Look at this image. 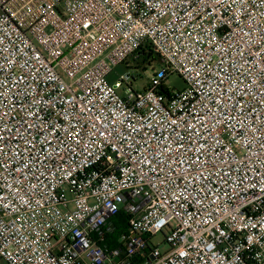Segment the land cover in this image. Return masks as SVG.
<instances>
[{
    "label": "built area",
    "instance_id": "1",
    "mask_svg": "<svg viewBox=\"0 0 264 264\" xmlns=\"http://www.w3.org/2000/svg\"><path fill=\"white\" fill-rule=\"evenodd\" d=\"M1 260L264 264V0H0Z\"/></svg>",
    "mask_w": 264,
    "mask_h": 264
},
{
    "label": "rangeland",
    "instance_id": "2",
    "mask_svg": "<svg viewBox=\"0 0 264 264\" xmlns=\"http://www.w3.org/2000/svg\"><path fill=\"white\" fill-rule=\"evenodd\" d=\"M127 65L128 66L121 65L118 66L116 69H114L112 74L109 76V81L114 82L117 79H119L121 75H125L129 72L132 75L139 77V79L134 84V88L136 90H143L148 83L149 75L152 74L153 72L156 73L160 72L163 68L160 60H156L154 62L147 64H142L140 62L130 60L127 63ZM166 86L172 90H182L186 87L184 80L177 75L171 76L167 80ZM152 243L154 245H158L162 251H166L168 249V246L164 243V237L162 234H159L155 238H153ZM0 264H8V263L4 260H1Z\"/></svg>",
    "mask_w": 264,
    "mask_h": 264
},
{
    "label": "trees",
    "instance_id": "3",
    "mask_svg": "<svg viewBox=\"0 0 264 264\" xmlns=\"http://www.w3.org/2000/svg\"><path fill=\"white\" fill-rule=\"evenodd\" d=\"M152 54L145 53L142 57H140L138 60H135L136 62H140L142 64H147L156 61ZM152 59V60H151ZM151 65V64H150ZM113 224L116 227L115 232L108 237L106 243L111 248L115 246L117 237L125 230L126 224L124 216L119 214L116 218L113 219Z\"/></svg>",
    "mask_w": 264,
    "mask_h": 264
}]
</instances>
